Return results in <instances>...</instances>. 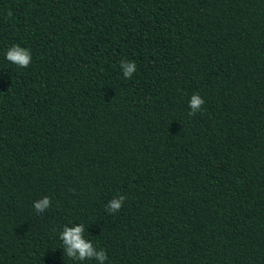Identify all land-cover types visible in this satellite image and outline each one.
Masks as SVG:
<instances>
[{
  "label": "trees",
  "instance_id": "obj_1",
  "mask_svg": "<svg viewBox=\"0 0 264 264\" xmlns=\"http://www.w3.org/2000/svg\"><path fill=\"white\" fill-rule=\"evenodd\" d=\"M69 220L110 264H264V0H0V264H79Z\"/></svg>",
  "mask_w": 264,
  "mask_h": 264
},
{
  "label": "clouds",
  "instance_id": "obj_2",
  "mask_svg": "<svg viewBox=\"0 0 264 264\" xmlns=\"http://www.w3.org/2000/svg\"><path fill=\"white\" fill-rule=\"evenodd\" d=\"M9 15L12 13L9 12ZM4 59L18 68H27L32 63V52L29 48L18 43L12 44L4 51ZM120 68L125 78H131L137 71V64L132 60H122ZM205 103L203 97L194 93L189 101V115H194ZM126 197L118 195L107 202L106 211L109 213L119 212ZM51 206V199L44 196L33 202V208L37 213H44ZM88 229V228H87ZM86 224L69 220L63 224L58 232V239L61 242L64 253L74 262L84 264L86 261H95V264H110V258L103 247H99L86 237Z\"/></svg>",
  "mask_w": 264,
  "mask_h": 264
}]
</instances>
